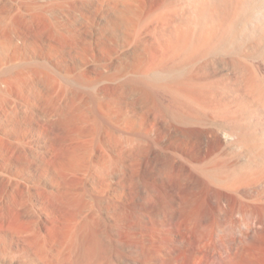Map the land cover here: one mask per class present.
I'll return each mask as SVG.
<instances>
[{
    "label": "bare ground",
    "instance_id": "bare-ground-1",
    "mask_svg": "<svg viewBox=\"0 0 264 264\" xmlns=\"http://www.w3.org/2000/svg\"><path fill=\"white\" fill-rule=\"evenodd\" d=\"M44 1L39 9L49 13L55 31L50 39L64 45L70 64H59L60 55L46 67L50 77L41 75L79 90V126L83 138L96 143L99 173L111 169L124 188L137 179L139 208L148 214L155 206L149 199L160 196L171 231L193 226L191 243L175 258L194 264H264V0ZM55 11L64 17L61 29L52 18ZM57 45L51 46L54 51ZM20 75L22 84L28 74ZM3 88L1 83L0 93ZM1 104V163L20 157L49 181L48 152L33 153L28 135L16 128L29 122L23 115L27 105L5 111ZM106 175L101 180L99 174L102 184ZM107 200L110 211L120 208V200ZM48 202L35 206L47 219ZM50 223H42L33 235L0 225V264H71L70 250L63 262L62 253L55 255L59 249L52 252L48 238L56 224ZM92 245L76 248L82 253L74 254L72 263L117 264L120 256L124 264L137 261L117 248L105 255Z\"/></svg>",
    "mask_w": 264,
    "mask_h": 264
},
{
    "label": "rangeland",
    "instance_id": "rangeland-1",
    "mask_svg": "<svg viewBox=\"0 0 264 264\" xmlns=\"http://www.w3.org/2000/svg\"><path fill=\"white\" fill-rule=\"evenodd\" d=\"M44 2V0H0V84L2 83V86L5 88H3L4 92L0 93V99L2 98L0 100V103L2 102L1 108L2 110L5 109V111H9L14 105L17 106V103L21 104L24 102L21 104L22 110L26 108L23 106L27 105L26 111L28 114L26 113L23 115H27L25 120L27 121L29 119V122L28 124L23 122L21 123L22 125L24 124L23 126L20 124L18 127L16 126V128H18L17 130L19 131L22 128L24 131H21L28 135L27 141L29 143V147L31 146L30 149L33 153L41 156L44 152L45 154L48 152L47 154L49 155L46 154V157H50V165L48 168L49 172L46 173V177L49 181H46L45 178L42 179L43 177L35 172L36 167L32 164L24 162L22 159H19L20 157H17L18 159L13 158L10 160V164H5L3 161L1 163L0 160V225H7L9 228L13 227L14 230H20L21 232L25 231V233L33 235V233L36 232L37 227L42 226V223L47 224L52 221L50 224L56 225L53 226L54 230H51L50 234H52V236H49L48 243L51 249H54L52 252L56 251L55 248L60 250H58V255H55L59 256V254L61 255L62 253L60 257L62 262L64 261L63 258L68 255L66 251L70 250L69 252H72L68 256H72L69 259L74 260V258L77 259L76 257L79 253H82V250L90 248L93 244L92 246H94V248L92 249H100L102 254L105 255L107 252H111L113 248H117L120 252H124L126 256L129 255V257L132 256V258H135V261L137 260L135 264H194L192 261L187 262L181 257L175 258L180 253H183V251L187 249L191 243L193 226L190 225L189 228L186 227L187 229L182 228L180 231H171L170 229L172 228L169 227V223L166 222L168 220V216L165 215L167 212H165L166 210L161 204L162 199L160 196H151L152 198H150L149 201H151V205L153 203L155 206L152 205V207H154L148 214L146 211H143L144 209L139 208L141 206L139 205L141 200L138 192L140 191L141 186L139 182L138 184L134 182H137V179L134 180L131 178L133 179V182L130 179L133 184H131V182L128 184V180L124 181V183H127L128 181L127 185L125 183L126 189L124 188L125 186L123 187L121 184L118 186V184H116L118 180L117 178H115L117 181L113 179L115 173L110 169V172H107L108 170L105 171L108 173V176L106 175L107 173H104L107 176L105 177L107 184H104L105 182L103 184L100 182V176L102 180L105 175H103V172L99 173L102 168H99L101 166H98V156L96 155L99 153L97 151L96 143L92 141L91 138H83V127H80L82 126V120L80 121L81 116L77 110L79 109L80 111L81 108L83 109V103L80 104L82 100L79 101L81 98H79V95H76V93H79V90H77L75 85L67 84L62 79L59 80V84L57 83V85L52 83L50 79L48 80L50 77L48 76L50 74V70H46V67L47 69L50 68V62L52 65L58 61L61 62H58L59 64L63 63L62 65H66V63L70 64V54L67 53L68 51L64 48V45L61 46L62 44H54V41L50 39L51 35L52 39L55 36V31L51 29L52 26L49 23V13L47 11V13H45V9H39V5H43ZM58 13L59 12L57 11L54 14L57 18H52L54 21L56 19V22L58 19L57 23L60 22L59 25L61 29L65 20L64 17H61L63 16L61 13V16L58 17V15H60ZM42 15H45L48 19L44 16L42 17ZM62 30H60V32L64 33ZM53 44L55 46L57 45L55 49L56 51L52 48L54 46ZM52 53H54L57 58ZM65 54H69L66 55L67 58L64 57ZM60 55V59H65V62L64 60L62 61L59 59L58 56ZM50 56H52L51 59L49 58ZM53 57L54 59L56 58V61ZM39 67L42 68L40 69ZM25 71H27V73ZM41 73L42 75L47 73L48 78L46 79V77H44L46 74L42 77ZM18 74H21L20 76L28 74V77L24 75L26 78L22 76L24 78H21V80L23 79V82H21L22 84L19 82L20 77ZM16 75H18L19 78L16 77ZM17 78L18 81H16ZM52 84L55 85L52 86ZM50 86L57 88V91ZM69 87L71 88L70 91L68 90ZM51 89L54 90V92H52ZM72 90L76 93L73 94ZM63 91H68L69 93L67 92L65 94ZM7 94L9 97L6 96ZM77 105L81 108H78ZM80 113H82V110ZM84 139H88V141H85L86 145H83V143H85L83 142ZM87 152L91 154L88 155ZM150 157V159L154 158L152 155ZM21 160L23 162H20ZM134 168H131L132 172L130 171L131 169L127 170V173L131 172L132 174L135 172ZM57 184H60V187H57ZM128 185L129 188L127 187ZM130 186L132 187L130 188ZM34 189L36 191L40 189L41 191L39 190L38 193L35 192ZM41 192L42 195L40 194ZM49 192H51V194H49ZM45 193H48L51 198L48 197L45 199ZM39 196L41 197V200L38 198ZM107 198H110L111 200L114 199L113 201H121L125 204L120 202L122 204L121 205L119 203L121 210H119L120 208L118 207L119 209L117 210H111L112 212L117 211L118 213H112L110 209H108V204L106 205L109 200H107ZM105 199L107 201H105ZM43 200H48V203H50L48 204V206H50V212L48 213V219H51L50 221L43 215L36 213V204ZM160 204L165 211L161 208ZM89 205L91 206L89 207ZM126 205L129 206L130 209H128ZM137 207L141 210L140 214L139 211H137ZM123 209H126V211H122ZM159 209L161 211H159ZM154 210H157V213ZM110 212L111 214H108ZM146 214L150 216L147 217ZM110 226H112L113 229H111ZM66 231L68 235L66 234ZM125 231L128 233H125ZM82 233L83 235H81ZM78 235H81L82 237L79 236L80 238H77ZM104 235H107V237ZM78 241L81 245L78 244ZM60 243H64V245ZM109 244L111 248L108 247ZM58 245H62L63 249H61L60 246L58 247ZM78 247L82 250L76 249ZM72 248L79 251L76 252L74 249V251H71ZM168 253L170 255H168ZM74 254L78 255L75 256ZM115 259H118L116 260L117 264L126 263V258L123 256ZM71 260L69 263L71 262V264H73L74 262ZM62 264H65V262ZM66 264H68V262Z\"/></svg>",
    "mask_w": 264,
    "mask_h": 264
}]
</instances>
